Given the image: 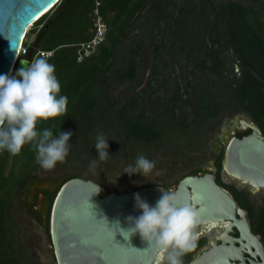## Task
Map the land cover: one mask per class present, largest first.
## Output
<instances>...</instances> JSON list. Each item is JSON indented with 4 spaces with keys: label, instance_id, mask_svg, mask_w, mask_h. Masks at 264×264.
Segmentation results:
<instances>
[{
    "label": "trees",
    "instance_id": "trees-1",
    "mask_svg": "<svg viewBox=\"0 0 264 264\" xmlns=\"http://www.w3.org/2000/svg\"><path fill=\"white\" fill-rule=\"evenodd\" d=\"M96 3L59 1L34 23L28 33L34 40L25 43L28 54L34 51L31 60L39 51L53 52L47 59L69 105L66 115L41 127L74 133L69 157L87 163L83 153L95 147L98 133L109 139V150L130 149L133 163L155 145L170 152L202 148L224 115L248 114L264 134V0H100L105 42L78 62L76 45L94 35ZM147 69L148 83L139 90ZM124 84L133 95L116 99L113 90ZM162 90L165 96L154 99ZM223 158L224 152L215 163L217 183L247 211L264 243V204L257 208L250 192L223 182ZM42 169L31 146L14 155L0 151V264H31L15 205ZM77 177L68 175L63 183ZM59 189L45 191L51 207ZM206 242L198 240L184 264Z\"/></svg>",
    "mask_w": 264,
    "mask_h": 264
},
{
    "label": "water",
    "instance_id": "water-1",
    "mask_svg": "<svg viewBox=\"0 0 264 264\" xmlns=\"http://www.w3.org/2000/svg\"><path fill=\"white\" fill-rule=\"evenodd\" d=\"M59 1L0 0V74L13 75L22 67L21 61L31 60L33 50L25 58H17L21 42L28 28ZM237 71L240 72L239 67ZM148 80L149 73L142 87ZM246 131L250 134L237 136ZM222 144L223 182L234 183L238 188L248 185L253 195L263 191L264 134L256 121L247 114L239 115ZM217 171L212 162L207 173L185 176L170 189L202 210V226L206 228L199 231L200 237L207 231H217V237L211 238L188 264H264L261 236L253 232L247 211L217 183ZM98 184L81 177L61 184L49 221L51 248L57 264H156L154 246L150 247L138 233L126 240L112 226L119 220L127 229L126 218L140 214L135 194L154 205L162 195L158 186L122 192L107 191L99 184L102 191L94 194ZM44 196L41 194L40 199ZM208 224L211 228H207Z\"/></svg>",
    "mask_w": 264,
    "mask_h": 264
},
{
    "label": "clouds",
    "instance_id": "clouds-1",
    "mask_svg": "<svg viewBox=\"0 0 264 264\" xmlns=\"http://www.w3.org/2000/svg\"><path fill=\"white\" fill-rule=\"evenodd\" d=\"M21 64L13 75L0 74V151L14 155L31 146L36 163L51 170L69 156L74 133L61 130L57 134L52 127L41 125L66 115L69 97L62 93L56 66L46 57L38 55ZM108 140L104 134H97L95 148L99 158L90 162V168H96L99 162L110 157ZM155 168L156 161L141 154L124 169V174H141L148 179ZM158 188L162 195L154 205L136 193L140 214L126 218L127 229L119 220L113 222L112 228L126 240L138 233L150 247L154 246L156 264H184V256L192 251L200 237L202 210L183 201L174 191ZM100 191L98 184L94 194Z\"/></svg>",
    "mask_w": 264,
    "mask_h": 264
},
{
    "label": "rangeland",
    "instance_id": "rangeland-1",
    "mask_svg": "<svg viewBox=\"0 0 264 264\" xmlns=\"http://www.w3.org/2000/svg\"><path fill=\"white\" fill-rule=\"evenodd\" d=\"M215 1L219 2L222 0ZM137 31L139 32V29ZM28 35L25 41L30 43L34 40L35 36L32 34ZM150 55V53L147 54V63L150 61ZM148 73L150 76V70L147 69L146 76ZM127 88L128 84L115 88L113 90L115 98L125 100L126 97L132 96V93L129 94L127 92ZM142 88L143 87L139 90ZM163 92L165 91L162 90L156 93L154 99ZM163 94V96H165V93ZM235 116L224 115L221 118L218 130L207 136L208 138L202 148H185L177 152H170L161 145H155L148 149L146 148L144 150L145 156L156 161V168L153 170V173L149 175L148 179L141 174H134L132 176L124 174V169L129 164H133V162L131 161V150H123L122 148H117L118 150L114 148L112 150L111 148L109 150L110 157L105 161L99 162L94 169L90 168L89 165L93 158H99L98 150L95 147H92V150L90 148V153H83L82 160L88 157L89 161L87 163L78 162L77 159L68 156L64 162L59 163L55 167L56 169H42L37 174L35 180L28 184L26 192L20 200L16 201L15 205V221L18 227L21 245L26 248L27 251V261H30L31 264H57L51 248L52 242L50 232L45 225L47 220H44V217L47 216L48 204L44 203L43 199H40V202L44 203L43 205L40 204L36 209L40 214H36L33 209L34 203L32 204V199L39 190L47 187L52 188L55 192L64 182V179H66L68 175L73 174L83 178H89L102 185L107 191H123L131 187H143L155 184L168 186L171 189L184 175L190 174L208 164L209 160L212 158V144L216 142L220 130L225 128ZM141 152L143 153V151ZM92 156L93 158H91ZM117 177L119 178L116 180ZM239 189H245L250 192V187L248 185ZM251 198L255 201L257 208L261 207L264 204V190L255 195L251 194ZM201 230L202 228L200 227L198 231ZM214 233L215 232L211 231L205 232L201 236V239L204 238L208 240V234H210L211 237Z\"/></svg>",
    "mask_w": 264,
    "mask_h": 264
},
{
    "label": "flooded vegetation",
    "instance_id": "flooded-vegetation-1",
    "mask_svg": "<svg viewBox=\"0 0 264 264\" xmlns=\"http://www.w3.org/2000/svg\"><path fill=\"white\" fill-rule=\"evenodd\" d=\"M239 115H241V114H238V115H236L234 118H232V119L230 120V122L228 123V125L225 126V128H222V129L220 130V133H219V135H218V137H217L216 142H214V143L212 144V151H211V156H212V158L209 160V162H208V164H207L206 166L201 167L200 169L197 170L196 175H197V174H200V173H207L208 170L211 168V163L214 162V164H215V163H216V159H217V157H218L222 152H224V147H223V144H222V139H223V138L225 139L228 135L231 134L232 127H233V125L235 124V122H237V120H238V116H239ZM249 134H250V131H246V132H244V133H242V134H238L237 136H238V137H244V136L249 135ZM215 166H216V165H215ZM189 175H192V174L190 173V174H187L186 176H189ZM179 181H180V180H179ZM179 181L177 182V184H176L175 186L178 185ZM152 186H161V187H164V188L170 190V188H169L168 186H164V185H160V184H155V185H147V186H143V187H131V188H129V189L123 190L122 192H133V191H136V190H139V189H142V188L152 187ZM47 190H49L50 193H54V190H53L52 188L44 187L42 190H39V192H37V194H35V195L33 196L32 204L34 203V205H33V209H34V211L36 212V214H40V212L36 210L37 207H38L40 204H41V205H43L44 203H47V204H48V208H47V216H46V218H47V221H46V222H47V223H46L45 225H46V227H47V224L49 223V229H48V230H49V232H50V222H49V221H50V212H51V208H52V207H51V205H50V200H49L48 196L45 194V191H47ZM120 191H121V190H120ZM41 194L45 195L44 198H43V202H44V203H43V202H40V195H41ZM211 232H215L214 235L210 237V234H208V235H209V236H208L209 238H208L207 242L205 243L204 246H202L199 250H197V251L195 252V254L193 255V258H194L195 256H198V255L202 252V250L205 248V246L208 245V243H209V241H210L211 238H215V237H217V231H216V230L213 229V230H211ZM206 236H207V235H206ZM235 236L238 237L239 234L236 233ZM200 239H201V237H200L198 240H200Z\"/></svg>",
    "mask_w": 264,
    "mask_h": 264
},
{
    "label": "built area",
    "instance_id": "built-area-1",
    "mask_svg": "<svg viewBox=\"0 0 264 264\" xmlns=\"http://www.w3.org/2000/svg\"><path fill=\"white\" fill-rule=\"evenodd\" d=\"M96 1H97V3H96L97 7H96V9L94 11V18H93V21H94V29H93L94 30V35H93L91 40L86 41V42H81V43H78L76 45L78 62H83L87 58H89L93 54H95L98 51V48L100 47V45L102 43H104L105 39H106V35H107V32H108V26L105 23L103 17L101 16L99 8H98V6L100 5V0H96ZM32 26H30L29 29L27 30V33L25 34L26 37H27L28 33L30 32ZM25 40H26V38H25ZM25 40L23 38V40L21 42V46H20L17 58H20L22 55H27L28 54V46H26L25 43H27V42ZM38 55H43L44 57L49 58V57H51L53 55V52H42V51H39L36 54V56H38Z\"/></svg>",
    "mask_w": 264,
    "mask_h": 264
},
{
    "label": "bare ground",
    "instance_id": "bare-ground-1",
    "mask_svg": "<svg viewBox=\"0 0 264 264\" xmlns=\"http://www.w3.org/2000/svg\"><path fill=\"white\" fill-rule=\"evenodd\" d=\"M52 9V8H51ZM51 9L47 10L43 15H41L36 21H38L39 19H41V17H43L44 15H46L47 12H49ZM29 29V28H28ZM27 33V32H26ZM26 36L24 37V40H25ZM201 228H206V225L204 226H201ZM207 228H211L210 224H208V227ZM209 232V231H207Z\"/></svg>",
    "mask_w": 264,
    "mask_h": 264
}]
</instances>
